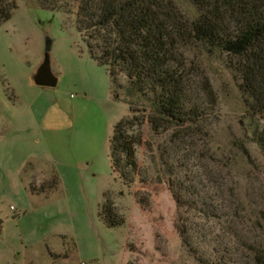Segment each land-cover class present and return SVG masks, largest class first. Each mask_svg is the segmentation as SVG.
Instances as JSON below:
<instances>
[{
	"label": "rangeland",
	"instance_id": "obj_1",
	"mask_svg": "<svg viewBox=\"0 0 264 264\" xmlns=\"http://www.w3.org/2000/svg\"><path fill=\"white\" fill-rule=\"evenodd\" d=\"M59 1L78 9L79 0ZM15 2L11 19L0 24L4 236L17 237L34 264H121L128 255L136 264H251V246L264 233L258 229L264 151L255 142L254 119L227 58L197 44L182 48L192 72L189 98L206 112L212 150L199 159L207 183L201 206L205 211L210 197L216 201L224 219L214 223L177 204L167 181H157L147 145L166 144L149 131L138 150L135 183L124 186L115 179L110 140L129 113L124 91L119 99L113 93L107 67L91 54L72 14L41 8L36 0ZM174 2L188 18L195 16L188 0ZM46 35L53 40L56 88L29 82ZM104 205L125 224L109 227L100 215Z\"/></svg>",
	"mask_w": 264,
	"mask_h": 264
},
{
	"label": "trees",
	"instance_id": "obj_2",
	"mask_svg": "<svg viewBox=\"0 0 264 264\" xmlns=\"http://www.w3.org/2000/svg\"><path fill=\"white\" fill-rule=\"evenodd\" d=\"M36 1L41 8L74 16L91 54L107 67L113 93L119 99L124 91L129 113L117 123L110 140L115 179L124 186L135 183L138 150L146 145L149 131L166 144V148L156 142L147 145L154 152L157 181H167L177 204L206 221L221 223L224 218L214 208L213 198L205 211L201 206L207 183L199 159L212 149L204 126L206 112L189 98L192 72L182 48L197 44L227 58L247 113L254 119L255 142L264 151V0H188L195 10L192 18L174 0H79L76 12L73 2ZM17 7L15 0H0V24L10 20ZM146 179L141 177L142 182ZM230 191L237 196L235 188ZM100 215L111 228L125 224L111 206L104 205ZM260 220L262 230L264 210ZM2 230L0 220V234ZM184 241L190 246L187 238ZM251 251V264H264V233Z\"/></svg>",
	"mask_w": 264,
	"mask_h": 264
},
{
	"label": "crops",
	"instance_id": "obj_3",
	"mask_svg": "<svg viewBox=\"0 0 264 264\" xmlns=\"http://www.w3.org/2000/svg\"><path fill=\"white\" fill-rule=\"evenodd\" d=\"M130 255L125 256L121 264H128ZM0 264H34V259L28 248L21 250L19 240L13 235L0 234Z\"/></svg>",
	"mask_w": 264,
	"mask_h": 264
},
{
	"label": "water",
	"instance_id": "obj_4",
	"mask_svg": "<svg viewBox=\"0 0 264 264\" xmlns=\"http://www.w3.org/2000/svg\"><path fill=\"white\" fill-rule=\"evenodd\" d=\"M53 40L46 35L45 50L42 60L38 66L33 68L29 75V82L33 86L43 88H56L58 85V78L54 74L51 60V48Z\"/></svg>",
	"mask_w": 264,
	"mask_h": 264
}]
</instances>
